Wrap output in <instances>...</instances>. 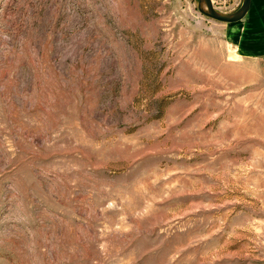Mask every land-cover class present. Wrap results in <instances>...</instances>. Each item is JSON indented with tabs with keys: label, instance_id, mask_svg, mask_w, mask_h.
Returning a JSON list of instances; mask_svg holds the SVG:
<instances>
[{
	"label": "rangeland",
	"instance_id": "obj_1",
	"mask_svg": "<svg viewBox=\"0 0 264 264\" xmlns=\"http://www.w3.org/2000/svg\"><path fill=\"white\" fill-rule=\"evenodd\" d=\"M197 4L0 0V264H264V51Z\"/></svg>",
	"mask_w": 264,
	"mask_h": 264
},
{
	"label": "crops",
	"instance_id": "obj_2",
	"mask_svg": "<svg viewBox=\"0 0 264 264\" xmlns=\"http://www.w3.org/2000/svg\"><path fill=\"white\" fill-rule=\"evenodd\" d=\"M225 37L244 56L264 51V0H252L247 15L239 22L226 24Z\"/></svg>",
	"mask_w": 264,
	"mask_h": 264
},
{
	"label": "water",
	"instance_id": "obj_3",
	"mask_svg": "<svg viewBox=\"0 0 264 264\" xmlns=\"http://www.w3.org/2000/svg\"><path fill=\"white\" fill-rule=\"evenodd\" d=\"M252 0H243L241 6L232 12H222L215 8L213 0H198L197 8L206 18L225 24L241 21L249 12Z\"/></svg>",
	"mask_w": 264,
	"mask_h": 264
}]
</instances>
